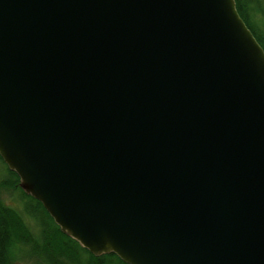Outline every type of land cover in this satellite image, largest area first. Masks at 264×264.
I'll return each mask as SVG.
<instances>
[{
    "label": "water",
    "instance_id": "water-1",
    "mask_svg": "<svg viewBox=\"0 0 264 264\" xmlns=\"http://www.w3.org/2000/svg\"><path fill=\"white\" fill-rule=\"evenodd\" d=\"M0 158L95 256L264 264V51L234 0H0Z\"/></svg>",
    "mask_w": 264,
    "mask_h": 264
},
{
    "label": "trees",
    "instance_id": "trees-1",
    "mask_svg": "<svg viewBox=\"0 0 264 264\" xmlns=\"http://www.w3.org/2000/svg\"><path fill=\"white\" fill-rule=\"evenodd\" d=\"M235 9L264 51V0H234ZM0 264H126L113 253L93 255L61 232L40 202L25 194L0 158ZM11 190H9V189Z\"/></svg>",
    "mask_w": 264,
    "mask_h": 264
},
{
    "label": "rangeland",
    "instance_id": "rangeland-1",
    "mask_svg": "<svg viewBox=\"0 0 264 264\" xmlns=\"http://www.w3.org/2000/svg\"><path fill=\"white\" fill-rule=\"evenodd\" d=\"M2 170H4V166H3V164L0 162V172H1ZM8 189H9V188H8ZM9 190H11V189H9ZM8 194H9V193H8L7 191H4L3 189H0V197L3 198V199L6 200V201H11V196L8 195ZM11 264H28V263H26V262H17V263H16V261H14V262H12Z\"/></svg>",
    "mask_w": 264,
    "mask_h": 264
}]
</instances>
